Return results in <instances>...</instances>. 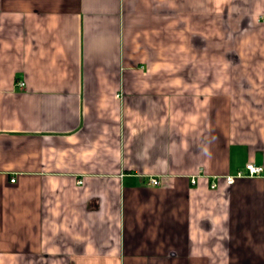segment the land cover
<instances>
[{"label": "crops", "instance_id": "1", "mask_svg": "<svg viewBox=\"0 0 264 264\" xmlns=\"http://www.w3.org/2000/svg\"><path fill=\"white\" fill-rule=\"evenodd\" d=\"M248 163L264 0H0V264H264Z\"/></svg>", "mask_w": 264, "mask_h": 264}, {"label": "built area", "instance_id": "2", "mask_svg": "<svg viewBox=\"0 0 264 264\" xmlns=\"http://www.w3.org/2000/svg\"><path fill=\"white\" fill-rule=\"evenodd\" d=\"M20 86L22 88H24L25 87V83H23V82L20 83ZM246 171H247V173L239 172L236 176H228L226 178L227 183L228 184H233L235 182V180H236L237 177H240L241 178V177H256V176H260V175H262V173H263L264 170H263L262 167H258L255 164L248 163L246 165ZM15 182H16V177H13L11 179V183H15ZM149 185L154 186V187H157V186L160 185V182H159L158 179L153 178V179H151L149 181ZM215 186L216 185H213V187H215Z\"/></svg>", "mask_w": 264, "mask_h": 264}]
</instances>
